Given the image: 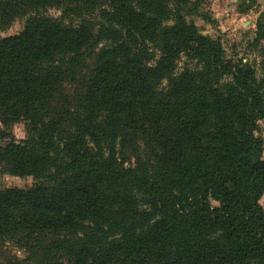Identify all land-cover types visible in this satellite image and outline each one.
<instances>
[{
  "label": "trees",
  "instance_id": "16d2710c",
  "mask_svg": "<svg viewBox=\"0 0 264 264\" xmlns=\"http://www.w3.org/2000/svg\"><path fill=\"white\" fill-rule=\"evenodd\" d=\"M201 3L0 0V29L26 18L0 38V174L34 178L0 189L24 254L1 264H264V75Z\"/></svg>",
  "mask_w": 264,
  "mask_h": 264
},
{
  "label": "rangeland",
  "instance_id": "374dc122",
  "mask_svg": "<svg viewBox=\"0 0 264 264\" xmlns=\"http://www.w3.org/2000/svg\"><path fill=\"white\" fill-rule=\"evenodd\" d=\"M197 14L188 15L187 20L192 22L203 35L222 40L227 55L242 58L250 62L256 69L258 76L264 75V39L254 43L256 22L264 13V0H202ZM57 16L59 11L49 10ZM26 18H17L5 29H0V38L19 32ZM157 54V51L156 53ZM190 61L182 56L178 61L180 68ZM16 139L26 137V124L23 122L10 126ZM256 134L261 139L262 156L264 157V121H260ZM34 183L32 176H12L0 174V189L6 187H26ZM264 207V195L260 199ZM23 258L21 250L6 242L0 246V264L12 257Z\"/></svg>",
  "mask_w": 264,
  "mask_h": 264
}]
</instances>
